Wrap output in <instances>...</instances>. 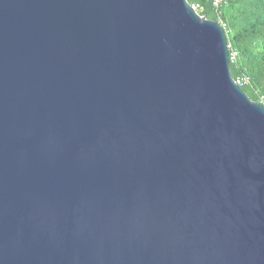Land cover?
<instances>
[{"label": "water", "instance_id": "1", "mask_svg": "<svg viewBox=\"0 0 264 264\" xmlns=\"http://www.w3.org/2000/svg\"><path fill=\"white\" fill-rule=\"evenodd\" d=\"M0 264H264V105L188 0H0Z\"/></svg>", "mask_w": 264, "mask_h": 264}, {"label": "trees", "instance_id": "2", "mask_svg": "<svg viewBox=\"0 0 264 264\" xmlns=\"http://www.w3.org/2000/svg\"><path fill=\"white\" fill-rule=\"evenodd\" d=\"M197 12L219 22L228 43L236 52L231 73L248 77L241 88L253 101L264 105V0H225L215 6L212 0H188Z\"/></svg>", "mask_w": 264, "mask_h": 264}, {"label": "built area", "instance_id": "3", "mask_svg": "<svg viewBox=\"0 0 264 264\" xmlns=\"http://www.w3.org/2000/svg\"><path fill=\"white\" fill-rule=\"evenodd\" d=\"M212 1H213V4H214L215 6H219V5H220L222 2H224L225 0H212ZM194 7L196 8V6H194ZM228 47H229V49H231L230 61H231V63H232V62L236 61V57H237V55H236V53L232 50L230 44L228 45ZM235 81H236V83L241 87L244 83L249 82V78H248V77H242V76H240V77H238Z\"/></svg>", "mask_w": 264, "mask_h": 264}, {"label": "clouds", "instance_id": "4", "mask_svg": "<svg viewBox=\"0 0 264 264\" xmlns=\"http://www.w3.org/2000/svg\"><path fill=\"white\" fill-rule=\"evenodd\" d=\"M228 45H229V43H228ZM230 50V54H231V49H229ZM231 62V61H230Z\"/></svg>", "mask_w": 264, "mask_h": 264}, {"label": "rangeland", "instance_id": "5", "mask_svg": "<svg viewBox=\"0 0 264 264\" xmlns=\"http://www.w3.org/2000/svg\"><path fill=\"white\" fill-rule=\"evenodd\" d=\"M236 53V52H235Z\"/></svg>", "mask_w": 264, "mask_h": 264}]
</instances>
